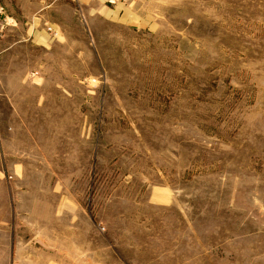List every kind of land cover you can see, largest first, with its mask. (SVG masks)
Listing matches in <instances>:
<instances>
[{
    "label": "rangeland",
    "instance_id": "rangeland-1",
    "mask_svg": "<svg viewBox=\"0 0 264 264\" xmlns=\"http://www.w3.org/2000/svg\"><path fill=\"white\" fill-rule=\"evenodd\" d=\"M124 1L0 0L13 264H264V0Z\"/></svg>",
    "mask_w": 264,
    "mask_h": 264
},
{
    "label": "crops",
    "instance_id": "crops-1",
    "mask_svg": "<svg viewBox=\"0 0 264 264\" xmlns=\"http://www.w3.org/2000/svg\"><path fill=\"white\" fill-rule=\"evenodd\" d=\"M78 2L89 8L94 14H100L106 19L135 26L143 25L141 23H143L144 17L141 13L144 6H140L134 2L126 3L124 0H118L114 4H111L114 5L111 7L107 5V3L109 4V0H78ZM0 8L3 15L4 12L6 13L7 19L11 20L14 25L18 24V20H15L13 13L7 8L6 4L0 6ZM13 238L14 234L12 232L0 231V264H13ZM10 250L11 253L8 252Z\"/></svg>",
    "mask_w": 264,
    "mask_h": 264
},
{
    "label": "built area",
    "instance_id": "built-area-1",
    "mask_svg": "<svg viewBox=\"0 0 264 264\" xmlns=\"http://www.w3.org/2000/svg\"><path fill=\"white\" fill-rule=\"evenodd\" d=\"M116 1H118V0H109V3H110V4H113V3H115ZM7 26H9V24H8L7 21L3 18L2 9L0 8V37H1L3 31L5 30V28H6ZM48 30H50V29L48 28Z\"/></svg>",
    "mask_w": 264,
    "mask_h": 264
}]
</instances>
